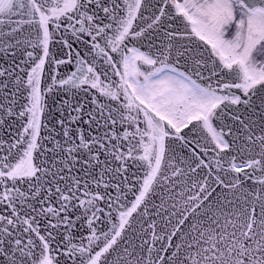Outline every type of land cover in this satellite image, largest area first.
<instances>
[{
    "label": "snow or ice",
    "instance_id": "1",
    "mask_svg": "<svg viewBox=\"0 0 264 264\" xmlns=\"http://www.w3.org/2000/svg\"><path fill=\"white\" fill-rule=\"evenodd\" d=\"M0 264H264V0H0Z\"/></svg>",
    "mask_w": 264,
    "mask_h": 264
}]
</instances>
